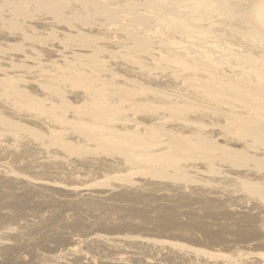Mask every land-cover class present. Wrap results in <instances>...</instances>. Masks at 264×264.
I'll list each match as a JSON object with an SVG mask.
<instances>
[{
	"label": "rangeland",
	"instance_id": "rangeland-1",
	"mask_svg": "<svg viewBox=\"0 0 264 264\" xmlns=\"http://www.w3.org/2000/svg\"><path fill=\"white\" fill-rule=\"evenodd\" d=\"M259 4L264 0H0V105L9 110L0 109V150L29 144L50 171L35 180L0 170L71 194L102 193L99 214L111 208L108 195L147 182L225 197L237 188L264 205V54L204 35L220 22L251 28L248 15ZM210 8L215 21H199ZM168 25H183L188 36H169ZM56 165L96 173L82 171L68 187L53 178ZM103 167L111 169L100 173ZM63 209L74 211L67 201L33 204L35 219ZM31 219L0 216V250H8L0 264H99L81 251L105 236L124 252L148 246L153 264L170 244L169 252L196 264H264L256 251L234 261L229 252L218 259L165 237L109 234L96 218L63 243L58 228L52 238L28 232ZM22 230L29 240L21 243Z\"/></svg>",
	"mask_w": 264,
	"mask_h": 264
},
{
	"label": "bare ground",
	"instance_id": "bare-ground-1",
	"mask_svg": "<svg viewBox=\"0 0 264 264\" xmlns=\"http://www.w3.org/2000/svg\"><path fill=\"white\" fill-rule=\"evenodd\" d=\"M200 16L201 18H198V20L201 22L207 20L213 22L215 21L214 17L217 15L210 8L209 11L200 14ZM249 16L253 22L251 23V28L247 27L242 21L234 20V22L230 21L225 24L219 21V24L209 25L210 28L207 27L204 35L207 38H214L224 42L229 41L233 44L240 42L241 48L247 46L255 56L261 53L264 54V6L259 4L256 7V11ZM245 19L244 17L243 20ZM183 25H168L171 28L166 29V31L169 36L177 34L184 37L189 32H187V29ZM175 27L176 29H174ZM255 36H258L260 39H256ZM0 109L9 111L3 105H0ZM10 148L0 150V168L31 173L34 175L35 180L49 175L50 170L48 169L49 166L47 167L48 164L41 165L37 161L40 159V156L32 146L29 144H19L15 148ZM4 169L0 170V216H3V220H9L10 222H20L31 218V220H36H33V223L31 222V227L33 226V228L28 231L31 233H37V231L45 232L47 238H52L53 229L58 228L61 230V236H63L62 242L65 243L67 240H70L73 233L78 235V231L81 228H85V225L89 221H93L96 218L95 220H100L103 232L109 234L132 232L134 234L153 235L156 237L143 236V238L146 237L147 239L165 237L169 240L183 241L187 243L186 245L192 246V248L199 247L205 251H212L216 255L211 256L218 259L223 257L220 252L224 251L229 252L232 256L229 259H234V261L235 259H241V257H251L249 251L264 254V205L254 203L253 199L237 188L225 197L212 192L190 191L187 188L189 189L188 191L186 187L178 186L177 184H174L176 185L175 188L166 189L161 187L162 184L159 186L156 183L147 182L143 184L140 190L134 191L129 188H123L114 194L108 195L107 200L110 202L109 205L111 208L99 214L101 210V207H99L101 205L100 199L105 197L102 193L74 194L72 192L71 194L68 193L69 191L58 190L54 186H43L31 178V181L28 180L26 182L19 180L18 177L12 179L13 177L11 175L5 174L6 171ZM105 169L109 172L111 168L103 167L100 173ZM55 170V175H51V177H55L56 180L68 187L72 184L77 185V175L80 172H88L91 174V177L93 173H96L93 172L96 170L95 168L85 165L71 166V168L57 167L56 165ZM33 180L35 183H31ZM66 201L74 207L73 212L63 209L56 212L57 215L55 217H49L46 214L48 217L45 215L46 217L41 216L35 219L33 210V204L35 202L56 205L63 204ZM28 232L27 230H22L18 234V239L21 240V243L28 237ZM106 237L102 245L98 241L95 244L89 243L90 245L85 246L81 251V255L84 258L85 256H93V258L100 261L99 264H153L151 261L154 258L149 253L148 246L141 248V246L134 245L129 248V252H124L117 246H112L108 243L111 241L106 240ZM76 244H79V242ZM172 245L170 244L167 249L171 248ZM72 248L70 247V249ZM167 249L161 251L158 255L160 258L158 264H196L195 261L189 262V260L181 258L175 253L169 252ZM188 249L190 250V247ZM39 251L32 252V260L36 259L40 253ZM3 252L6 255L8 250H0L1 254ZM88 252H92L94 255H90ZM129 257H132L129 261L121 262L123 259L127 260ZM10 261L11 264H26L22 258ZM92 262L97 264L96 262L98 261Z\"/></svg>",
	"mask_w": 264,
	"mask_h": 264
}]
</instances>
